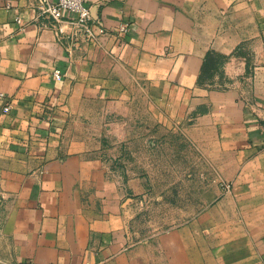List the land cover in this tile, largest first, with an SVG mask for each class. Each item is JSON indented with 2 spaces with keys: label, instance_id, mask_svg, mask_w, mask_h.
<instances>
[{
  "label": "crops",
  "instance_id": "1",
  "mask_svg": "<svg viewBox=\"0 0 264 264\" xmlns=\"http://www.w3.org/2000/svg\"><path fill=\"white\" fill-rule=\"evenodd\" d=\"M85 3L128 34L76 41L74 13L0 0V182L20 264H264V0ZM238 51L240 87L203 82L208 55ZM136 108L188 131L217 173L191 220L139 240L125 217L141 181L101 151Z\"/></svg>",
  "mask_w": 264,
  "mask_h": 264
},
{
  "label": "rangeland",
  "instance_id": "2",
  "mask_svg": "<svg viewBox=\"0 0 264 264\" xmlns=\"http://www.w3.org/2000/svg\"><path fill=\"white\" fill-rule=\"evenodd\" d=\"M243 63L246 69L252 63L243 51L231 57L211 53L202 80L221 90L240 87ZM132 111L133 119L105 134L101 151L123 174L141 181L125 217L129 233L139 240L191 220L217 173L188 131L179 125L161 127L159 117L143 108ZM10 206L0 182V264H20L13 249Z\"/></svg>",
  "mask_w": 264,
  "mask_h": 264
},
{
  "label": "built area",
  "instance_id": "3",
  "mask_svg": "<svg viewBox=\"0 0 264 264\" xmlns=\"http://www.w3.org/2000/svg\"><path fill=\"white\" fill-rule=\"evenodd\" d=\"M10 6V4H8ZM66 12L74 13L72 22L75 25V31L72 35L76 41L83 37L85 41L90 43H99L103 37L108 35L124 36L131 29V23L128 21L119 23L114 29H108L103 23L99 22L90 6L85 3V0H44V5L41 8V14L49 15L56 21H62L66 18ZM16 21L25 27V22L21 17H16ZM80 38V39H79ZM57 79H62L63 74L60 70H55ZM4 93L0 92V97H4ZM10 106H6L5 110H9ZM263 129V147H264V122Z\"/></svg>",
  "mask_w": 264,
  "mask_h": 264
},
{
  "label": "trees",
  "instance_id": "4",
  "mask_svg": "<svg viewBox=\"0 0 264 264\" xmlns=\"http://www.w3.org/2000/svg\"><path fill=\"white\" fill-rule=\"evenodd\" d=\"M210 55H211V54H210ZM210 55L207 56V59L205 60V64L203 65V69H202V73H201V79H202V77H203V70H204V68H205V65L207 64V61H208Z\"/></svg>",
  "mask_w": 264,
  "mask_h": 264
}]
</instances>
